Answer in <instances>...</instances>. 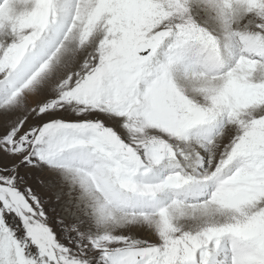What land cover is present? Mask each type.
Masks as SVG:
<instances>
[{
  "label": "snow or ice",
  "instance_id": "obj_1",
  "mask_svg": "<svg viewBox=\"0 0 264 264\" xmlns=\"http://www.w3.org/2000/svg\"><path fill=\"white\" fill-rule=\"evenodd\" d=\"M0 264H264V0H0Z\"/></svg>",
  "mask_w": 264,
  "mask_h": 264
},
{
  "label": "rangeland",
  "instance_id": "obj_2",
  "mask_svg": "<svg viewBox=\"0 0 264 264\" xmlns=\"http://www.w3.org/2000/svg\"><path fill=\"white\" fill-rule=\"evenodd\" d=\"M87 27V24L85 25ZM88 37L85 35H82L79 28L73 29L70 33L66 35V43L68 47H84L85 43L87 42ZM65 52V42H62V44L58 47L56 52L53 53V56L50 58L53 62H55L56 57H63V54ZM256 98H259V96H255ZM252 103V102H250ZM187 207H193L191 203H188L186 205Z\"/></svg>",
  "mask_w": 264,
  "mask_h": 264
},
{
  "label": "bare ground",
  "instance_id": "obj_3",
  "mask_svg": "<svg viewBox=\"0 0 264 264\" xmlns=\"http://www.w3.org/2000/svg\"><path fill=\"white\" fill-rule=\"evenodd\" d=\"M238 90H239V94H240L241 98L247 103L256 102V101L261 99L260 97L256 98L254 95H252L251 93H249L248 91H246L243 88H239ZM187 208L191 209L192 207H187Z\"/></svg>",
  "mask_w": 264,
  "mask_h": 264
}]
</instances>
